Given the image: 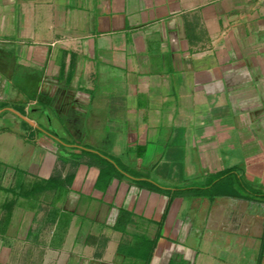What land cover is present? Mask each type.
I'll return each mask as SVG.
<instances>
[{
	"label": "crops",
	"instance_id": "obj_1",
	"mask_svg": "<svg viewBox=\"0 0 264 264\" xmlns=\"http://www.w3.org/2000/svg\"><path fill=\"white\" fill-rule=\"evenodd\" d=\"M0 264H264V0H0Z\"/></svg>",
	"mask_w": 264,
	"mask_h": 264
},
{
	"label": "rangeland",
	"instance_id": "obj_2",
	"mask_svg": "<svg viewBox=\"0 0 264 264\" xmlns=\"http://www.w3.org/2000/svg\"><path fill=\"white\" fill-rule=\"evenodd\" d=\"M230 134V133H229ZM230 136H232L233 138H237L236 136H233L230 134ZM234 144L231 143L229 144L225 149L224 152L226 154L227 160L228 161H232L233 163L236 161L244 158V148H243V144H242V140L239 141V138L236 140H233ZM222 148V147H221ZM223 149V148H222ZM237 161V162H238ZM228 164V163H227ZM197 169H199L197 167ZM195 172H198V170H195ZM203 172V171H202ZM200 173V172H199Z\"/></svg>",
	"mask_w": 264,
	"mask_h": 264
}]
</instances>
